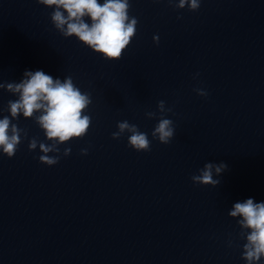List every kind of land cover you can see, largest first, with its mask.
<instances>
[{"label":"clouds","instance_id":"obj_1","mask_svg":"<svg viewBox=\"0 0 264 264\" xmlns=\"http://www.w3.org/2000/svg\"><path fill=\"white\" fill-rule=\"evenodd\" d=\"M40 5L54 9L50 13L51 23L65 38L75 37L80 43L101 55L107 61H119L124 51L129 47L137 33L138 19L130 16V0H36ZM175 9L188 8L198 11L201 0H167ZM180 17H178L179 19ZM90 21V22H89ZM153 41L159 44V36L154 35ZM197 75H199L197 73ZM0 89L16 96L15 100L7 102L9 115L0 118V152L8 158H13L23 139H28V132L17 123L22 115L25 119H33L43 131L47 142L36 137L28 140L29 151L39 148V162L47 166L56 165L61 157H67L72 149L61 145L75 139H83L87 135L92 118L86 114L92 104L89 92L81 91L71 76L63 80L53 78L43 70L29 71L23 74V79L17 82H0ZM200 96L208 93L200 88L194 89ZM157 112L149 111L145 115L149 119L156 118L151 136L161 144H169L175 135V126L171 119L165 118L171 108H166L165 101L157 104ZM117 131L112 133L113 139H119L128 133V147L137 152L151 151V141L148 134L141 132L137 125L127 120L117 122ZM87 149H81L86 155ZM53 153V155H49ZM224 162L205 163L194 174L191 180L194 184L217 187L219 177L227 169ZM231 218H239L238 236L246 240L242 245L241 258L246 264H260L264 259V202H255L248 198L233 204L228 212ZM232 241H229L231 246Z\"/></svg>","mask_w":264,"mask_h":264}]
</instances>
